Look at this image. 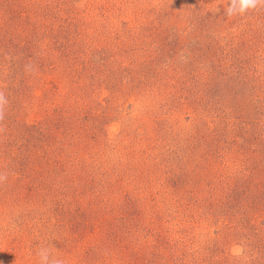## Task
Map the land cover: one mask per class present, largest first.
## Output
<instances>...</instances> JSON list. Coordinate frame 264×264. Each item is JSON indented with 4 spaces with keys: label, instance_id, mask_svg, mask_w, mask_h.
Instances as JSON below:
<instances>
[{
    "label": "rangeland",
    "instance_id": "obj_1",
    "mask_svg": "<svg viewBox=\"0 0 264 264\" xmlns=\"http://www.w3.org/2000/svg\"><path fill=\"white\" fill-rule=\"evenodd\" d=\"M228 4L0 0V264H264V6Z\"/></svg>",
    "mask_w": 264,
    "mask_h": 264
},
{
    "label": "clouds",
    "instance_id": "obj_2",
    "mask_svg": "<svg viewBox=\"0 0 264 264\" xmlns=\"http://www.w3.org/2000/svg\"><path fill=\"white\" fill-rule=\"evenodd\" d=\"M262 6H264V0H229L228 7L225 9V14L227 16L245 15L249 11ZM6 103V97L3 93H0V119L3 118V109ZM6 178L5 175L0 174V182L4 181ZM36 255L39 264H64V261L55 257L47 247L39 248Z\"/></svg>",
    "mask_w": 264,
    "mask_h": 264
},
{
    "label": "trees",
    "instance_id": "obj_3",
    "mask_svg": "<svg viewBox=\"0 0 264 264\" xmlns=\"http://www.w3.org/2000/svg\"><path fill=\"white\" fill-rule=\"evenodd\" d=\"M261 8H263V6L261 7ZM262 13V15H263V17H264V11H262L261 12ZM170 14V13H169ZM159 36H160V34H159ZM158 36V37H159ZM157 37V38H158ZM167 41V40H166ZM157 42V41H156ZM156 42H155V44H156ZM163 44H165V42H163V43H161L160 41H158L157 42V44H156V46H157V49L160 51V54H165V46L163 45ZM168 44H170V43H168ZM174 52L176 51V50H173ZM176 53V52H175ZM162 57H163V55H161ZM161 57V58H162ZM217 70V66H215V67H213V69L212 70ZM42 124V123H41ZM43 125V124H42ZM37 125H31V124H28V125H26V129L28 130V129H31L32 131H33V128L35 129V128H38V127H36ZM45 128H47V125L45 126ZM45 128H42V127H40V130L38 129L37 130V132L38 133H40L41 131H44L45 132ZM44 129V130H43ZM34 132H36V131H34Z\"/></svg>",
    "mask_w": 264,
    "mask_h": 264
}]
</instances>
